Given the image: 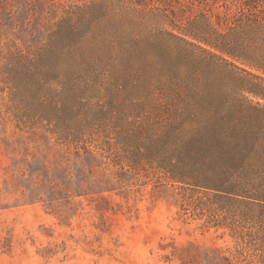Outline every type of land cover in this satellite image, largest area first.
I'll use <instances>...</instances> for the list:
<instances>
[{"label":"rangeland","instance_id":"obj_1","mask_svg":"<svg viewBox=\"0 0 264 264\" xmlns=\"http://www.w3.org/2000/svg\"><path fill=\"white\" fill-rule=\"evenodd\" d=\"M263 15L0 0V264H264L261 203L197 186L264 189V145L237 165L264 137ZM225 214L241 239L207 222Z\"/></svg>","mask_w":264,"mask_h":264},{"label":"trees","instance_id":"obj_2","mask_svg":"<svg viewBox=\"0 0 264 264\" xmlns=\"http://www.w3.org/2000/svg\"><path fill=\"white\" fill-rule=\"evenodd\" d=\"M248 5L253 7V5H250V3H248ZM249 26L253 30L254 37L264 39V15L253 18ZM261 67L264 70V58L263 65ZM240 143L244 147V153L241 155L240 159L237 160V165H241L245 160H250V158L256 154V151L259 150L258 146L264 145V137H261L257 134L251 136L246 135L241 137ZM247 183L243 182L240 184H227L221 179L205 178L200 181V184H197V186L214 191L216 198L231 200L235 199L233 196H231L232 194H239L253 200V203L258 204L260 202L264 207V189H255L252 191L253 185ZM224 192L227 194H222ZM254 200L257 202H254ZM207 222L213 224L214 226L229 227L231 229V234L239 239H241L243 237L242 235L245 234L244 225H242L236 218L228 219L226 214L222 215L221 217L212 215L208 217Z\"/></svg>","mask_w":264,"mask_h":264}]
</instances>
